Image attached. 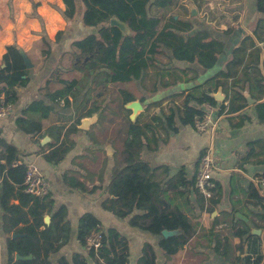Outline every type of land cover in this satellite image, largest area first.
<instances>
[{
  "label": "crops",
  "instance_id": "obj_1",
  "mask_svg": "<svg viewBox=\"0 0 264 264\" xmlns=\"http://www.w3.org/2000/svg\"><path fill=\"white\" fill-rule=\"evenodd\" d=\"M154 1L151 0V4ZM257 2L172 0L166 7L149 6V14L161 18L162 26L172 21L189 23L192 30L186 36L207 31L212 38L223 42L224 52L215 67L205 69L198 62L178 61L169 49L162 47L161 52L154 56L153 67L143 79L124 84L110 83L107 88L100 87L97 93L93 92L88 104L82 105L83 93L71 106L65 107L63 102L55 104L46 96V84L56 69H64L69 57L67 54L73 52L75 41L97 34L95 27L84 25V0H77L78 13L72 22L62 15L65 10L62 0H12L10 7L9 0H0V66L3 67L4 55L11 45L29 54L33 64L30 83L17 89L19 100L8 116L0 117V138L19 150L21 160L18 164H34L40 169L54 200L55 211L62 206L67 209L66 220L71 224L70 240L51 255L53 264L63 257L72 261L75 252L87 254L77 237L79 221L86 213L95 215L106 233L114 230L127 239L131 254L129 264H139L146 244L156 250V264H253L256 259H260L259 264H264V189L257 182L264 177V123L260 121L256 109L264 102V94L256 82L257 78H264V50L260 54L259 65H254L245 74L241 68L239 75L230 78L225 87L215 90L213 81L205 83L226 69L233 59L234 49L246 36L253 37L258 46H264V30L261 42L253 34L257 21L264 18V12L257 10ZM59 31L64 34L57 42ZM42 51H50L51 54L43 56ZM234 80L236 83L233 86ZM58 88L53 86L50 91ZM220 89L225 100L212 105V110L207 108L208 103L202 106L196 101L190 103L204 108L211 115L208 130L200 133L193 125L181 122L188 94L200 97L206 93H217ZM121 90L133 94V102H139L143 108L136 116L131 109L130 119L133 122L146 123L154 115L160 117L163 125L148 133L142 158L155 170L154 180L165 192V206L172 209L179 207L196 227V234L190 242L171 257L165 255L159 243L162 237L180 234L181 230L163 232V236L153 235L130 224L132 217L143 215V211L135 210L132 215L121 218L103 208V202L113 198L106 187L113 175L116 151L122 149V138L126 137L124 132H120L124 122L112 121L115 117H126L121 107ZM233 90L248 94L255 103L249 104L246 98L244 110L232 114L221 112L222 105L228 106ZM37 100H42L53 112L43 121L41 133L26 134L16 122L22 112ZM153 102L162 104L147 109V104ZM95 107L107 119H98L89 130H82L81 121L90 117L87 113ZM168 117L174 119L171 125ZM73 125L80 131L67 137L66 132ZM59 127L64 128L62 132L57 129ZM209 148L217 165L214 174L216 203L200 201V193L196 190L201 156ZM65 149L68 151L59 162L47 158L52 152L59 150L60 155ZM5 163V152L0 148V164ZM5 175L6 172L0 170V264H9L8 235L3 230L6 213L1 206ZM182 179L189 182L190 187L182 185ZM70 181L77 186L69 185ZM10 203L19 204V200L13 198ZM46 217L50 216L45 215V222ZM50 221L51 218L48 223ZM23 226L21 223L16 229ZM15 230L10 235L12 238L19 237ZM238 231H246V234L238 236ZM225 238L230 246V261L214 250L217 242Z\"/></svg>",
  "mask_w": 264,
  "mask_h": 264
},
{
  "label": "trees",
  "instance_id": "obj_2",
  "mask_svg": "<svg viewBox=\"0 0 264 264\" xmlns=\"http://www.w3.org/2000/svg\"><path fill=\"white\" fill-rule=\"evenodd\" d=\"M62 1L65 5L62 15L67 21L72 22L78 13L77 0ZM84 2L86 5V12L82 18L84 25L88 28L95 27L97 34H89L75 41L72 44L73 52L67 54L69 57L64 69H56L47 81L46 96L55 104L63 102L65 107H69L83 93L82 105L88 104L91 94L97 93L100 87L107 88L110 83L124 84L143 79L153 67L154 56L161 52L162 47L169 49L176 60L187 63L198 62L205 69L215 67L219 56L224 52V43L212 38L209 32L201 31L186 36L192 30L191 24L172 21L171 24L162 26L161 18L149 14V6L166 7L172 0H155L152 4L151 0H84ZM257 10L264 12V0H258ZM113 17L124 22L130 33L123 34L118 27L111 26L110 21ZM263 30L264 18L257 21L253 33L260 42L263 41L261 40ZM63 34V31L57 33V42ZM262 50L264 46H258L253 37L246 36L234 49L233 59L227 64L226 69L205 83L209 84L213 81L215 90L225 87L230 78L239 75L241 68L245 74L254 65H259ZM50 54V51H42L43 56ZM3 60V67L0 66V107L3 101L13 105L17 103L19 100L17 89L26 87L30 83V69L27 68L23 53L17 46H8ZM256 82L260 86L261 93L264 94V78H257ZM235 83L234 80L233 86ZM53 86L59 88L50 91ZM120 100L122 110L128 118L121 125L120 132H124L126 137L122 138V149L116 151L113 175L106 187L107 193L113 198L104 201L103 208L121 218L132 215L135 210L143 211V215L133 216L130 224L153 235L163 236L166 230H181L180 234L162 237L159 243L165 255L171 257L190 242L196 234V227L179 207L172 209L165 206V192L160 190L159 183L154 180L155 170L142 158L143 148L149 139L148 133L154 132L163 124L157 115L146 123H140L138 120L133 122L130 119L131 109H127L126 105L135 101V96L121 90ZM228 100V106L222 105L221 112L232 114L244 110L247 106L245 95L239 91L233 90ZM141 101L144 102L145 98L142 97ZM192 101H196L200 106L206 103L210 105L220 103L209 93L200 97L188 94L184 102V113L181 115V122L184 125L194 126L195 120L204 118L207 113L204 108L192 106L190 104ZM161 104L162 102H153L148 103L146 107L149 109ZM256 109L260 121L264 123V102L258 104ZM97 111L98 108H92L87 116H92ZM52 112L51 107L46 106L42 100H37L22 112L16 124L24 133L36 135L44 129L43 121L48 119ZM106 119L107 116L104 114L99 117L101 121ZM169 119L171 120L169 125L174 123L173 117ZM57 129L62 132L64 128ZM78 131L80 130L76 125H73L66 135L68 137L70 133ZM0 148L4 150L6 158V163L0 164V170L6 172L3 179L1 206L6 213L3 217V230L8 235V262L9 264H53L50 261L51 255L57 253L70 240L71 224L66 220L67 209L62 206L55 211L52 196L37 197L27 193L23 185L26 164H18L21 160L19 150L1 138ZM67 151L68 149H65L59 155L60 151L56 150L47 158L59 162ZM182 180V185L190 187L189 182ZM68 183L74 185L72 181ZM82 188L84 189L83 186ZM199 195L200 201L206 200L201 194ZM215 197L211 202L218 201ZM13 198L18 199L19 204H11ZM46 214L51 218L48 224L45 222ZM21 223L24 226L16 229ZM13 230L19 237L10 236ZM96 232H101L103 235L102 247L98 250L88 249V238ZM245 234L246 231L237 232L241 237ZM77 237L87 254L75 252L72 261L63 257L56 264L130 263L131 254L127 239L117 231L109 230L107 233L103 231L101 221L91 213L81 217ZM214 250L219 256L230 261V246L227 238L217 242ZM17 255L29 259H17ZM87 259L93 263H89ZM156 262V250L150 244H146L139 264H156ZM259 262L260 259H256L253 264Z\"/></svg>",
  "mask_w": 264,
  "mask_h": 264
},
{
  "label": "built area",
  "instance_id": "obj_3",
  "mask_svg": "<svg viewBox=\"0 0 264 264\" xmlns=\"http://www.w3.org/2000/svg\"><path fill=\"white\" fill-rule=\"evenodd\" d=\"M3 99V97H2ZM207 108L212 110L213 107L207 104ZM13 104L2 102L0 107V117H6L12 111ZM211 124V115L207 112L204 118H197L194 127L198 132H205ZM18 164H15L17 166ZM217 170L215 156L211 148L206 149L201 156L199 170L196 176V188L199 193L207 200H212L217 192V184L214 174ZM259 186L264 189V177L257 179ZM25 191L37 197L49 195V187L45 181L42 172L34 164L26 165V174L23 183ZM103 235L101 232H96L88 238V249L94 248L98 250L102 247Z\"/></svg>",
  "mask_w": 264,
  "mask_h": 264
},
{
  "label": "water",
  "instance_id": "obj_4",
  "mask_svg": "<svg viewBox=\"0 0 264 264\" xmlns=\"http://www.w3.org/2000/svg\"><path fill=\"white\" fill-rule=\"evenodd\" d=\"M191 9L195 11V9L193 7H191ZM110 23H111V26L118 27L123 32V34L130 33V30H129L128 26L124 22H122L120 19H118L116 17H113L111 19ZM21 52L23 53V56L25 58V62H26L27 68L31 69L33 67V64L31 62L30 58L27 56V54L25 52H23V51H21ZM211 95H212V97H214L218 101H224L225 100V96L223 95L221 89L217 93H214V94H211ZM245 96L248 99L249 104L255 103V101L253 99H251V97L248 94H246ZM127 108L128 109H132L134 111V116H136L137 113L140 110L143 109L139 102H131V103L128 104ZM100 115H101V111L99 110V111L93 113L92 116L84 118L81 121L80 128L82 130H89V128L93 124H95L97 122V120L99 119ZM49 220H50V218L46 217V222L47 223L49 222ZM164 232L171 233V232H176V231H167L166 230ZM173 235H175V234H173ZM169 236H171V235H169ZM17 258L18 259H29V257H22L20 255H17Z\"/></svg>",
  "mask_w": 264,
  "mask_h": 264
},
{
  "label": "rangeland",
  "instance_id": "obj_5",
  "mask_svg": "<svg viewBox=\"0 0 264 264\" xmlns=\"http://www.w3.org/2000/svg\"><path fill=\"white\" fill-rule=\"evenodd\" d=\"M10 6H12V0H9V7H10ZM218 8L220 9V5L218 6ZM98 107H99L100 109H101V108H104L103 106H98ZM114 121H115V122L117 121L118 123H119V122L122 123V122L126 121V117H121V116H119V117H117V118L115 117ZM116 124H117V123H116ZM117 126H118V125H117ZM200 133H201V132H200ZM49 193H50V192H49ZM48 196H50V194H49ZM102 264H104V263H102Z\"/></svg>",
  "mask_w": 264,
  "mask_h": 264
}]
</instances>
